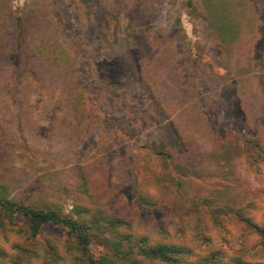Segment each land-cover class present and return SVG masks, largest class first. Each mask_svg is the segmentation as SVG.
<instances>
[{
  "label": "rangeland",
  "instance_id": "obj_1",
  "mask_svg": "<svg viewBox=\"0 0 264 264\" xmlns=\"http://www.w3.org/2000/svg\"><path fill=\"white\" fill-rule=\"evenodd\" d=\"M247 1L234 15L256 30L224 42L200 0H0V197L131 223L92 238L96 261L117 260L103 239L126 234L264 263L248 227L264 224V0ZM5 221L0 264H46L73 243L60 226L31 238L22 215Z\"/></svg>",
  "mask_w": 264,
  "mask_h": 264
},
{
  "label": "trees",
  "instance_id": "obj_2",
  "mask_svg": "<svg viewBox=\"0 0 264 264\" xmlns=\"http://www.w3.org/2000/svg\"><path fill=\"white\" fill-rule=\"evenodd\" d=\"M242 1L241 7V5L234 4L233 0H200L206 12L205 20L224 42L230 34L232 36L235 34L238 27L256 30V25H254L255 23L251 18H240L234 15V10L237 8L251 9L247 0ZM22 26L23 29L27 27L26 24ZM22 35L26 36V30ZM8 62L9 53L0 47V85L2 86L5 85L2 81V74L8 72L6 66ZM130 115H133V113H130ZM141 127L144 132H148L153 127V123L151 120H146L145 125ZM262 129L264 130V127ZM255 133L256 135L259 134L258 131ZM80 211V218L73 219L72 217L61 216L53 211L33 210L0 197V231L3 228L6 229L5 219L7 218V221L10 222L12 216L16 214L22 215L26 219L28 236L31 238H35L45 226H60L66 229L73 239V243L64 245L61 249L54 246L46 249L44 254L49 260L46 264H66L68 257L73 256L76 258V264H132L129 255L133 254L134 251V256L139 258V264H143V260H146L145 264H264L243 262L238 258L225 260L216 252L191 259L190 248L184 245H176L170 241L166 243L160 239H155L152 242L147 235L137 236L133 241V237L126 234H122L123 236L116 243H112L106 236L103 239L106 244L111 245V248L116 251L115 253L112 251V256H116L117 260L103 257L100 261H96L89 248L92 238L100 233L104 236L107 231L117 234L120 230L130 228L132 224L119 216H111L105 219L102 216L106 214L101 210L97 211L98 214H91L90 209L81 207ZM85 215H88L89 219H84ZM248 227L253 230L254 235L261 237L262 242H264V224L256 225L250 220L248 221ZM163 230L162 232V229H159L155 233L163 234L162 238L166 239L167 231ZM133 231L131 230L130 233ZM123 243H126V248L123 247Z\"/></svg>",
  "mask_w": 264,
  "mask_h": 264
}]
</instances>
